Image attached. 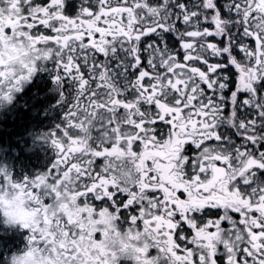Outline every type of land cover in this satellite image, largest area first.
<instances>
[{
    "label": "snow or ice",
    "instance_id": "snow-or-ice-1",
    "mask_svg": "<svg viewBox=\"0 0 264 264\" xmlns=\"http://www.w3.org/2000/svg\"><path fill=\"white\" fill-rule=\"evenodd\" d=\"M65 2L0 0V98L50 61L64 106L51 168L0 167L30 243L107 264L114 214L159 264H264V0Z\"/></svg>",
    "mask_w": 264,
    "mask_h": 264
},
{
    "label": "flooded vegetation",
    "instance_id": "flooded-vegetation-1",
    "mask_svg": "<svg viewBox=\"0 0 264 264\" xmlns=\"http://www.w3.org/2000/svg\"><path fill=\"white\" fill-rule=\"evenodd\" d=\"M80 5L81 0H66L65 13L68 15H74L79 10ZM166 39H168L170 46H176L174 34H167ZM145 43H147V41H145ZM52 68L53 65L50 61L44 62L43 67L38 66L37 71L32 75L31 79L25 82L19 91L13 93L12 100L8 101L0 98V124H3L4 126L7 125L8 122L5 123L4 120L10 119L9 117L14 113H22L23 110L26 109V106H31V109L33 110L30 114L33 120L31 125L32 143L36 147H38L39 142L47 146V154L44 159L46 161L45 169H39L38 157L36 155L37 160L31 165V169L29 171H24L22 165L20 164L22 156H17L19 163L17 165V169L13 168V171L11 167V173L17 179L24 176H33L51 168L52 163L56 159L54 147L44 139H40L44 132H47L50 129L54 131V127L59 125L63 119L64 106L59 102V93L53 79L54 73ZM1 158H7V156L4 153H0V159ZM102 163V159H97L96 166H99ZM93 202L96 204L100 203L98 201ZM132 212L133 214L138 215L135 209H133ZM122 215L126 214L122 213ZM127 226L128 224L121 220L120 227L123 229ZM140 226L142 227V224ZM5 229L11 233H6L4 237H2L0 240V247L4 251L5 257H7L12 251L20 250L22 246L27 243L26 235L28 230L22 228L9 229L7 227H5ZM101 236L102 234L99 231L95 234L97 239H100ZM156 253L157 250L155 248L149 250L150 255ZM119 264H132V261L121 259Z\"/></svg>",
    "mask_w": 264,
    "mask_h": 264
},
{
    "label": "clouds",
    "instance_id": "clouds-1",
    "mask_svg": "<svg viewBox=\"0 0 264 264\" xmlns=\"http://www.w3.org/2000/svg\"><path fill=\"white\" fill-rule=\"evenodd\" d=\"M29 197L21 195L17 189L7 186H0V223L9 229L17 226L23 228L18 218L20 210H31L28 203ZM112 215L108 224L103 222L89 224V228H95L102 235V245L107 255V264H119L121 259L131 260L132 264H159V257L156 254L150 255L149 250L153 248L152 242L143 232L137 233L135 228L120 227ZM132 233L130 235L129 233ZM27 243L20 250H14L7 256V264H65L61 254L45 249L43 246L30 243V233L26 235ZM147 245L148 252L141 253L139 248ZM115 254V255H113Z\"/></svg>",
    "mask_w": 264,
    "mask_h": 264
},
{
    "label": "trees",
    "instance_id": "trees-1",
    "mask_svg": "<svg viewBox=\"0 0 264 264\" xmlns=\"http://www.w3.org/2000/svg\"><path fill=\"white\" fill-rule=\"evenodd\" d=\"M31 106H26L22 113H14L8 120H4L7 125L0 124V153H4L7 158L0 159V167L7 163L12 168L17 169V156H22L21 165L29 171L31 165L38 157L39 169H45L47 146L39 142L38 147L32 143L31 125L33 120L30 114L33 112ZM2 122V123H4ZM0 227L2 225L0 223ZM3 229V228H2ZM5 234H0V240ZM3 253V254H2ZM3 249L0 250V264H6V258ZM5 260V261H4Z\"/></svg>",
    "mask_w": 264,
    "mask_h": 264
},
{
    "label": "rangeland",
    "instance_id": "rangeland-1",
    "mask_svg": "<svg viewBox=\"0 0 264 264\" xmlns=\"http://www.w3.org/2000/svg\"><path fill=\"white\" fill-rule=\"evenodd\" d=\"M40 139H41V137H40ZM2 167H5L6 169H8L10 172H11V167L12 166H10L9 164H7V163H5V164H3V166ZM12 170L14 171V169L12 168ZM0 183H2V180H0ZM1 225H2V228L0 227V234H10L11 232L10 231H6V229H5V226L1 223ZM17 229H19V228H21V227H19V226H17L16 227ZM22 229H24V228H22ZM0 250H1V247H0ZM3 254V253H2ZM4 257L5 256H3V259H4ZM6 260V264H7V259H5ZM4 260V261H5Z\"/></svg>",
    "mask_w": 264,
    "mask_h": 264
}]
</instances>
